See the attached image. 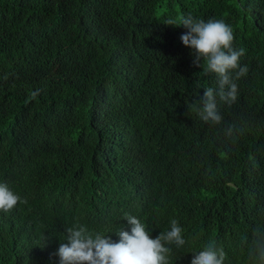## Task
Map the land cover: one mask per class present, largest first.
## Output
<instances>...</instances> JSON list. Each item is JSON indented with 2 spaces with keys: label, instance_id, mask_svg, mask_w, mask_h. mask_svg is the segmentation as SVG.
I'll use <instances>...</instances> for the list:
<instances>
[{
  "label": "trees",
  "instance_id": "1",
  "mask_svg": "<svg viewBox=\"0 0 264 264\" xmlns=\"http://www.w3.org/2000/svg\"><path fill=\"white\" fill-rule=\"evenodd\" d=\"M189 14L224 20L245 49L219 124L199 115L217 75L166 24ZM0 183L26 201L0 210V264H59L70 226L118 242L126 215L151 238L178 221L168 264L210 242L224 264H259L264 0H0Z\"/></svg>",
  "mask_w": 264,
  "mask_h": 264
},
{
  "label": "clouds",
  "instance_id": "2",
  "mask_svg": "<svg viewBox=\"0 0 264 264\" xmlns=\"http://www.w3.org/2000/svg\"><path fill=\"white\" fill-rule=\"evenodd\" d=\"M168 25H183L187 32L180 39L185 46L191 48L193 64L201 67L204 63L205 73L212 72L218 77V89L209 87L201 97L202 109L199 111L201 119L205 122L219 124L222 116L217 106V96L229 105L238 98V86L234 82L232 71L236 72V79L245 76L247 66H240V58L245 49H234V34L231 26L224 20L194 19L191 14L181 17L179 21L170 19ZM7 78V77H5ZM39 90L31 93L34 99ZM228 134H232L229 127ZM18 202L22 201L6 183H0V210L9 212ZM130 231L120 229L117 233L119 241L99 233L93 235L86 226H70L67 228L66 243H61L57 255L59 264H168V245L175 244L178 248L185 244L182 236L183 229L178 221L171 220L170 230L160 232L156 238H151L150 230L145 223L137 217L126 215L125 218ZM226 253L210 242L204 250L194 254L191 264H224ZM249 258L264 264V232L257 231L256 238L249 249Z\"/></svg>",
  "mask_w": 264,
  "mask_h": 264
}]
</instances>
